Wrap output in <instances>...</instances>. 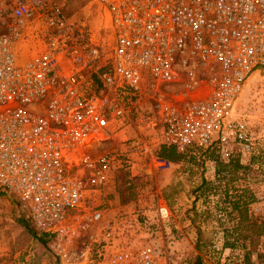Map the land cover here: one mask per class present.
<instances>
[{"label": "built area", "instance_id": "built-area-1", "mask_svg": "<svg viewBox=\"0 0 264 264\" xmlns=\"http://www.w3.org/2000/svg\"><path fill=\"white\" fill-rule=\"evenodd\" d=\"M91 3L98 22L53 0H0V193L55 264H172L169 206L109 203L110 187L141 162L148 176L172 170L144 136L158 126L181 156L229 163L264 146V124L238 108L264 70V0ZM147 104L125 150L93 151Z\"/></svg>", "mask_w": 264, "mask_h": 264}, {"label": "rangeland", "instance_id": "rangeland-1", "mask_svg": "<svg viewBox=\"0 0 264 264\" xmlns=\"http://www.w3.org/2000/svg\"><path fill=\"white\" fill-rule=\"evenodd\" d=\"M53 1L62 5L70 17L95 14L96 22L101 20L91 0ZM238 108L261 132L264 70L250 77ZM150 111L147 104L130 120L118 121L120 128L112 129L110 138L93 151L104 154L125 150L132 139L140 136L136 126L141 113ZM144 136L156 149H162L160 126ZM181 157L176 162L181 165L168 172L148 176L146 163L141 162L131 174L121 173L110 187L113 194L106 202L144 205L160 199L166 203L172 211L168 231H173L176 241L172 264H264V227L263 233L258 230L262 222L264 225V146L253 156L241 154L229 163L210 151L196 150ZM235 203L240 205L238 210ZM0 264H55L46 245L19 211L18 202L2 193Z\"/></svg>", "mask_w": 264, "mask_h": 264}, {"label": "trees", "instance_id": "trees-1", "mask_svg": "<svg viewBox=\"0 0 264 264\" xmlns=\"http://www.w3.org/2000/svg\"><path fill=\"white\" fill-rule=\"evenodd\" d=\"M69 16V15H68ZM159 155H161L162 157H165V158H168L170 159L172 162H178V161H181L182 160V157L179 156L173 149H166V148H162L159 152ZM233 162V161H232ZM204 184V183H203ZM249 204V203H248ZM239 204L238 203H235V208L238 210L239 208ZM247 206L244 208V211L247 212ZM240 213H243L242 211H240ZM256 224V223H255ZM263 224V222L261 223ZM258 227V230L260 233H263L264 230H263V227L264 225H261ZM263 230V232H261ZM232 248H234V245L231 246Z\"/></svg>", "mask_w": 264, "mask_h": 264}, {"label": "crops", "instance_id": "crops-1", "mask_svg": "<svg viewBox=\"0 0 264 264\" xmlns=\"http://www.w3.org/2000/svg\"><path fill=\"white\" fill-rule=\"evenodd\" d=\"M180 165H181V163H177V164L175 163L174 166H175L176 168H178Z\"/></svg>", "mask_w": 264, "mask_h": 264}, {"label": "bare ground", "instance_id": "bare-ground-1", "mask_svg": "<svg viewBox=\"0 0 264 264\" xmlns=\"http://www.w3.org/2000/svg\"><path fill=\"white\" fill-rule=\"evenodd\" d=\"M199 95H201V94H199Z\"/></svg>", "mask_w": 264, "mask_h": 264}]
</instances>
